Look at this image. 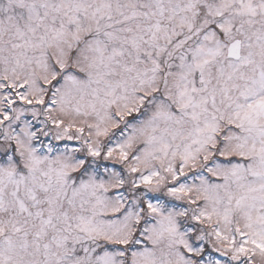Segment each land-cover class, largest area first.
I'll return each mask as SVG.
<instances>
[{
    "label": "snow or ice",
    "instance_id": "snow-or-ice-1",
    "mask_svg": "<svg viewBox=\"0 0 264 264\" xmlns=\"http://www.w3.org/2000/svg\"><path fill=\"white\" fill-rule=\"evenodd\" d=\"M0 264H264V0H0Z\"/></svg>",
    "mask_w": 264,
    "mask_h": 264
}]
</instances>
